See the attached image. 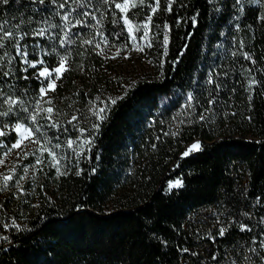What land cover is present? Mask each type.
Listing matches in <instances>:
<instances>
[{
    "label": "trees",
    "instance_id": "obj_1",
    "mask_svg": "<svg viewBox=\"0 0 264 264\" xmlns=\"http://www.w3.org/2000/svg\"><path fill=\"white\" fill-rule=\"evenodd\" d=\"M17 125L0 264H264V0H0Z\"/></svg>",
    "mask_w": 264,
    "mask_h": 264
},
{
    "label": "rangeland",
    "instance_id": "obj_2",
    "mask_svg": "<svg viewBox=\"0 0 264 264\" xmlns=\"http://www.w3.org/2000/svg\"><path fill=\"white\" fill-rule=\"evenodd\" d=\"M125 72L129 73V77L136 78L137 76L141 75L142 77H147L151 76L153 74L152 68L149 66V64L144 63L140 67H129L127 66L123 67ZM53 72L49 71L48 69H42L39 74L40 76L44 79L47 80L48 85L42 91V96L45 97L50 91H52L55 88V85L62 75L65 67L62 65L61 67L58 68ZM44 72L45 75H41V73ZM13 131H15L18 135V141L14 145H19V147H13L9 149L8 153L5 155L3 159L0 160V178H9V174L12 171L11 168L9 167V157L13 153H17L22 147L28 146V148H31L34 145L33 142V135L31 131L26 128L23 125H17L13 128ZM5 132L0 130V136H2ZM193 145H199L200 149V142L195 141L192 144L189 145L188 147V152L189 151H197V150H192ZM179 185V182H174L170 184V187H177Z\"/></svg>",
    "mask_w": 264,
    "mask_h": 264
},
{
    "label": "snow or ice",
    "instance_id": "obj_3",
    "mask_svg": "<svg viewBox=\"0 0 264 264\" xmlns=\"http://www.w3.org/2000/svg\"><path fill=\"white\" fill-rule=\"evenodd\" d=\"M4 3H7V0H3ZM126 5H121V4H117L116 7L118 8H122V7H125ZM57 71H59V69H57ZM41 75H45L44 72L41 73ZM41 91H44V89H42ZM48 111H51V109H49ZM13 147H19V145H13ZM192 150H199V145H193L192 146ZM7 179V177H6Z\"/></svg>",
    "mask_w": 264,
    "mask_h": 264
}]
</instances>
